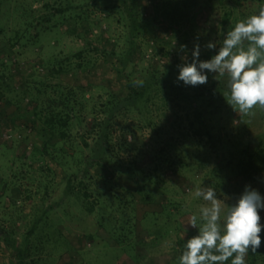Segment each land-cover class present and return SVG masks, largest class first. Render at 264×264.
I'll return each instance as SVG.
<instances>
[{
	"label": "rangeland",
	"instance_id": "374dc122",
	"mask_svg": "<svg viewBox=\"0 0 264 264\" xmlns=\"http://www.w3.org/2000/svg\"><path fill=\"white\" fill-rule=\"evenodd\" d=\"M122 1L0 0V73L5 78L10 76L6 78V94L12 102L9 106L0 102V142H7L0 145V228L8 234L7 241L0 235V264L19 263L17 251L10 246H23L38 218L41 221L30 237L32 253L23 264H166L175 255L171 245L180 229L183 233L184 227L194 229L184 224L193 214L199 217L200 207L206 203L194 197L198 187H213L218 198L231 197L227 203H234L245 185L264 197V176L245 184L229 167H223L229 159V147L214 151L205 139L192 134L193 129L181 120L186 113L185 102L162 88L150 112L128 105L109 118L102 135L104 139L109 133L104 149L95 144L97 134H87L84 122L73 123L69 141H53L58 148L49 144L48 153L43 154L40 140L25 130L29 123L25 116L13 117L18 107L32 106L31 95L55 93L60 84L75 89L80 99H88L98 117L104 118L100 104L111 93L120 98L126 94L124 71L137 85V81H146L148 67L162 69L168 61L166 50L183 63L185 56L191 60L197 42L201 45L199 59L208 60L211 57L204 45L212 41L221 46L227 33L219 24L224 12L221 2L215 0L204 7L198 1L177 13L182 21L179 25L160 18L153 42L139 35L131 49H137L132 60L126 52L131 35L125 13L131 0H124L125 6ZM156 2L141 1L145 16L152 17ZM222 2L225 7L234 6L236 23L260 7L248 0ZM55 8L65 11L57 13ZM183 41L187 49L181 52ZM205 71L208 82L220 79L227 87V76ZM163 83L167 85V81ZM227 101L222 102L223 117L210 123L220 126L221 135L238 142L239 149L246 147L247 140L255 146L264 138V109L257 107L254 115L243 117ZM170 115L172 120L168 121ZM240 118L247 119L245 127L234 129L231 122L236 124ZM149 120L155 127L148 124ZM3 132L9 136H1ZM21 136V142L10 143ZM66 145L76 151L73 162L60 150ZM201 161L205 169L196 171ZM75 172L77 177L69 189L67 175ZM85 188L88 197L82 203L76 193ZM259 215L264 217V209ZM151 218L159 219V242L148 249L141 243L152 238ZM126 220L135 241H140L135 247L134 240L119 242L124 232L120 225Z\"/></svg>",
	"mask_w": 264,
	"mask_h": 264
},
{
	"label": "trees",
	"instance_id": "16d2710c",
	"mask_svg": "<svg viewBox=\"0 0 264 264\" xmlns=\"http://www.w3.org/2000/svg\"><path fill=\"white\" fill-rule=\"evenodd\" d=\"M141 1L142 0H131L129 8H125V13L128 17L127 27L130 31L129 34L131 35L129 40V49L126 52L128 53V55L132 56V60L136 54L137 49L136 47L134 48V50L131 49L135 46L136 38L139 35H142L143 38H146V41L148 43L153 42L157 39V35L155 36L153 35V33L157 28V25L160 23V18L169 20L171 24L179 25L182 21L178 18V12L181 13L184 9L195 6L198 1H201L204 7H208L211 2H215V0H157V2L154 4L152 17L150 18L143 14ZM218 1L221 2V5L224 9L219 24L226 32L230 31L234 28V25L238 20L237 15L235 14L234 6L228 5L225 7V5L222 4V1L224 0ZM123 2L124 0L122 1V3ZM248 3L251 5L257 4L258 6H261L262 4H264V0H248ZM122 5L125 6V3H123ZM171 6H173L172 9H170ZM55 9L57 13H63L65 11L62 10V8ZM254 14H258V11L256 10L249 12L248 17ZM232 20L233 22H231ZM18 33L19 32L16 31L17 36ZM183 45H185V41H183ZM180 51L182 52L181 49ZM217 51L218 47L216 49H207V52L210 54L208 58L215 55ZM112 54H114L113 51L110 55ZM164 55L168 59V61L162 66V69L156 67L157 65H155L153 68L148 67L149 70H145V72L149 75V79L147 77L142 86L134 84L129 75L125 71L123 72V75L127 80L126 94L122 98H120L116 94L111 93L109 97L100 104L101 113L106 114L104 118L98 117V112L95 110V106L92 105L88 101V99H80L75 89L62 86L60 84L57 85L55 93H44V96H40L39 94L40 97L31 95L30 97L33 100L32 106L27 109L18 107L16 110L17 113L15 112V115H13V117L17 118L25 116V119H27L26 122H29L27 124L28 126H25V130H27V133L31 130L34 137L40 140L41 143L39 151H41L43 154L48 153L47 149L49 147V144L57 147L55 144L56 142L66 143L67 141H69V130L73 123L81 125L84 122L86 124L85 129L87 134H97L98 138L95 144H97L98 148L104 149L109 142V133H107L104 139L102 138V135H104L105 131L107 130V126L105 124L109 120V118H111L115 112L120 111L119 109H123V107L128 105L145 108L147 112H150L149 109H151V104L154 102L155 97H157V94L162 88L164 90H167L170 95L178 98V100H180L181 102H185L184 105L186 106V113L184 118L181 120L185 121L190 129H193L192 134L198 136L200 140L205 139V143H207L209 147L214 151H224L225 147H229V159L227 160V163L223 165V167H229L230 171H232L233 174L238 175L245 184L254 183L261 177H263L264 138L259 139L257 144L253 147L251 146L249 140H247L245 145L246 147L239 149L238 142L229 139L228 135L226 134L221 135V132H219L220 126L210 123L212 119L219 120L225 113H222V108L224 106L222 102L224 101V99L228 98L226 93L229 91L228 88L225 87V83H223V81L219 79L217 82L211 81L205 85L197 87L184 86L182 82L177 84L174 82L179 72L176 66L178 64H181L182 62L175 56V53H172L170 49L166 50L164 52ZM172 56L174 58L173 60L171 58ZM126 59H128V56L126 57ZM132 60H130L129 62H131ZM188 60L190 62L189 58ZM121 64H125L124 61L121 62ZM49 72L52 73V69L49 70ZM6 78L10 79V76H7ZM6 78L4 77V73H0V102L4 106H9L12 102L7 98L6 91L8 85L6 83ZM163 81H167V85L163 83ZM39 83L40 85H43V80L39 81ZM25 95V97L29 96L28 94ZM171 100L170 102H173V99ZM206 115H208L207 119ZM88 117L89 119L87 120ZM167 120H172L171 115L169 116V118H167ZM246 120L247 119L240 118L238 119V122L236 124H232L231 122V126L234 129H242L245 127V123L247 122ZM148 124L152 125V127H155L150 120ZM170 127L175 129L173 125H171ZM98 131H101L100 136ZM20 138V140H11L12 142L10 141V143L13 144L16 141L21 142V140L24 139V137L22 138V136ZM0 143V145H4L7 142L3 141ZM172 145L176 150H178L174 143H172ZM70 147L71 146L66 145L63 148L61 146L60 150H62L64 155L70 156L72 159L71 161L73 162L75 161L76 151ZM180 159L183 161V158ZM198 167L199 169H197L196 171H202V169H205L204 163L202 161L198 162ZM79 169L80 168L78 165L77 171H79ZM222 170L223 168L220 169V171ZM229 174L230 172L228 171L226 175ZM76 177V172L75 174H73V176L69 174L67 175V188H71L73 179H75ZM76 196L79 197L77 199L81 200V202L84 203V201L88 197L87 189L85 188L82 193H76ZM145 200H149V197L145 196ZM86 209L90 211L89 206H87ZM154 215L156 216L159 214L154 213ZM40 221L41 218H38L33 222L32 227L29 229L25 236L23 246H16L15 244H12L10 246L12 250L17 251L18 253V264H23L25 259L31 255L32 250L30 246V237L37 230ZM148 221L149 223H151L152 230L149 233L152 235V238L149 241L142 240L143 243L141 244L150 249L155 248L157 243L159 242V231L157 230V227L160 226V222L157 218H151V220ZM128 223L129 222L126 220L123 224L120 225V230L124 231L123 233H121L123 237L120 236V243H127L126 241L128 240L135 241L133 231L131 230V227H128ZM261 225L264 226V217L261 218ZM174 231H176V228ZM197 233V229L187 231L186 234L182 232V229H180L179 234L176 236V239L172 242L171 245V250L175 252V255L170 260H168L166 264H179V257L182 254L184 243L188 238L196 235ZM1 234H3L4 240L7 241L8 234L4 233V230L0 228V235ZM261 241V247L257 250V253L249 252L246 256V264H264V227H262L261 231ZM138 243H140V241H135L133 247H135ZM131 257L134 260L135 254L131 255ZM225 264H228L227 261L225 262Z\"/></svg>",
	"mask_w": 264,
	"mask_h": 264
},
{
	"label": "clouds",
	"instance_id": "9594fccd",
	"mask_svg": "<svg viewBox=\"0 0 264 264\" xmlns=\"http://www.w3.org/2000/svg\"><path fill=\"white\" fill-rule=\"evenodd\" d=\"M181 50L187 49L181 45ZM204 47L216 49L217 43L209 41ZM201 45L194 43L191 60L176 67L179 72L175 83L197 87L208 83L207 72L227 76L228 105L241 115H254L253 109H264V4L258 14L238 21L227 31L222 45L208 60H200ZM142 86V81L136 82ZM217 197L213 187H198L194 197L201 198L205 204L200 207L199 217L191 215L184 226L197 229L198 233L186 240L179 257V264H246L249 252L257 253L261 247V217L264 197L258 190L245 185L243 192L234 203ZM199 221V227H198ZM188 231L184 227V233Z\"/></svg>",
	"mask_w": 264,
	"mask_h": 264
},
{
	"label": "built area",
	"instance_id": "2783aa9c",
	"mask_svg": "<svg viewBox=\"0 0 264 264\" xmlns=\"http://www.w3.org/2000/svg\"><path fill=\"white\" fill-rule=\"evenodd\" d=\"M1 136H3V137H8L9 136V134H7V132H3L2 134H1Z\"/></svg>",
	"mask_w": 264,
	"mask_h": 264
}]
</instances>
